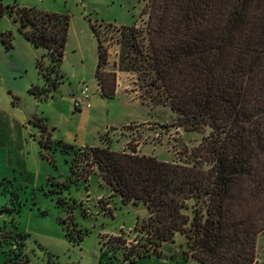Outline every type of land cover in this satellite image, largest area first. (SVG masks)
Listing matches in <instances>:
<instances>
[{"label":"trees","instance_id":"1","mask_svg":"<svg viewBox=\"0 0 264 264\" xmlns=\"http://www.w3.org/2000/svg\"><path fill=\"white\" fill-rule=\"evenodd\" d=\"M143 15L145 26H91L99 92L113 96L117 72L135 73L142 87L155 91L152 99L164 100L178 126L197 132L208 128L209 133L187 148L188 160L182 163L135 153L136 146L118 152L108 146L65 145L74 154L62 184L86 182L89 173H96L123 203L145 207L146 217L137 218L133 227L140 235L135 241L144 242L127 246L120 232L101 243L111 264L119 251L120 264L159 255L160 246L177 233L185 237V256L198 264H256V236L264 231V135H251L264 128V99L246 96L262 72L264 0H147ZM4 16L18 20V31L44 50L36 63L45 81L58 72L68 15L0 3V18ZM102 32L114 33L121 49L107 70ZM9 35H0L7 49ZM56 80L29 91L47 97ZM59 203L68 211L81 204L65 198ZM69 224L66 235L75 238V230L81 240L85 232L73 221Z\"/></svg>","mask_w":264,"mask_h":264},{"label":"rangeland","instance_id":"2","mask_svg":"<svg viewBox=\"0 0 264 264\" xmlns=\"http://www.w3.org/2000/svg\"><path fill=\"white\" fill-rule=\"evenodd\" d=\"M146 2L0 0L3 5L69 17L65 55L58 72L46 76L48 81L36 63L44 50L28 44L18 31V20L0 18V35L10 33L11 44L7 49L0 41V68L5 75V79L0 77V264H111L109 254L101 247L107 235L124 232L127 246L144 242L135 241L140 235L133 230L137 218L147 215L143 205L123 203L96 173L86 182L63 186L74 154L73 148L65 145L108 146L118 152H130L136 146L135 153L182 163L188 160L187 148L198 145L208 135V128L197 132L178 126L164 100L152 99L155 91L142 87L135 73L117 72L113 96L101 95L98 90L94 73L97 41L91 26H145L147 16L141 13ZM101 35L108 58L103 70H107L118 61L121 49L114 33ZM18 38L27 44L29 52L16 43ZM20 65L23 67L19 71ZM261 66L262 72L247 99H264V57ZM52 80L57 84L47 97L29 91ZM84 87L88 88L90 107L75 109L73 100ZM263 135L264 128L260 127L251 136ZM59 198L81 204L68 211ZM106 202L109 210L103 212ZM70 220L85 232L81 240L76 239L75 230V238L66 235L68 225L72 229ZM185 250V237L177 233L172 242L160 246L159 255L137 258L134 264H198L185 256ZM121 252L116 256L123 263ZM255 260L256 264H264V231L256 236ZM118 261L113 259V264H120Z\"/></svg>","mask_w":264,"mask_h":264},{"label":"built area","instance_id":"3","mask_svg":"<svg viewBox=\"0 0 264 264\" xmlns=\"http://www.w3.org/2000/svg\"><path fill=\"white\" fill-rule=\"evenodd\" d=\"M80 96L83 98V100L81 99ZM73 105H74L75 109H79V108L81 109L84 107L89 108L90 107V103L88 101V88L87 87H84L80 90L78 98H74V100H73ZM130 152H132V151H130ZM91 174L92 173L88 174V176H87L88 179H89ZM86 192H88V190H86ZM101 207H103V206H101ZM108 207H109V205L106 204V206L103 207L102 211L105 212L106 210H109Z\"/></svg>","mask_w":264,"mask_h":264},{"label":"crops","instance_id":"4","mask_svg":"<svg viewBox=\"0 0 264 264\" xmlns=\"http://www.w3.org/2000/svg\"><path fill=\"white\" fill-rule=\"evenodd\" d=\"M28 41V40H27ZM16 43H18L20 46H21V48H22V50H26V51H28L29 52V47L27 46V44L26 43H24L20 38H18L17 39V42ZM16 43H15V45H16ZM28 44L31 46V44L28 42ZM35 48V47H34ZM7 50V49H6ZM16 53H14V55H15ZM23 66L22 65H20V66H18V70L20 71V70H22L21 68H22ZM26 66H24V68H25ZM0 77H2L3 79H5V75H4V73H3V71L1 70V68H0ZM46 84V83H45ZM44 84V85H45ZM43 85V86H44Z\"/></svg>","mask_w":264,"mask_h":264}]
</instances>
